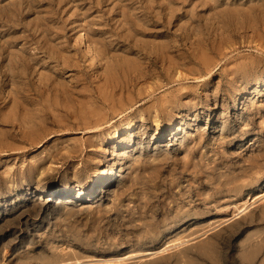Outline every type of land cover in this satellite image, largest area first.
I'll return each mask as SVG.
<instances>
[{"label": "rangeland", "instance_id": "1", "mask_svg": "<svg viewBox=\"0 0 264 264\" xmlns=\"http://www.w3.org/2000/svg\"><path fill=\"white\" fill-rule=\"evenodd\" d=\"M259 85L264 0H0V264H264Z\"/></svg>", "mask_w": 264, "mask_h": 264}, {"label": "bare ground", "instance_id": "2", "mask_svg": "<svg viewBox=\"0 0 264 264\" xmlns=\"http://www.w3.org/2000/svg\"><path fill=\"white\" fill-rule=\"evenodd\" d=\"M29 3H32V1H29ZM33 5V4H32ZM35 5V4H34ZM30 7V6H29ZM32 7V6H31ZM34 7V6H33ZM173 11V10H172ZM22 23V22H21ZM18 29H19V27H18ZM46 29V28H45ZM23 32H25V31H23ZM22 32V33H23ZM130 35V34H129ZM17 39V38H16ZM47 40V39H46ZM126 40V39H125ZM124 40V41H125ZM126 42V41H125ZM138 54V53H137ZM15 59V58H14ZM13 59V60H14ZM3 61H4V59H3ZM15 61V60H14ZM15 62H17V61H15ZM24 73V72H23ZM18 75V74H17ZM21 76V75H20ZM27 79V78H26ZM261 83V82H260ZM264 85H259V87H263ZM131 107V106H130ZM128 109V108H127ZM133 124L134 123H131V126H133ZM94 128V127H93ZM98 128H99V126H98ZM97 129V128H96ZM95 129V130H96ZM92 130V129H91ZM94 131V130H93ZM227 131H229V130H227ZM231 131V130H230ZM107 175L108 174H104L103 173V170H101V172H100V175H98V179H97V181H95L94 182V186L96 185V187H97V185H103V184H105L106 183V181H107V179H111V177L113 176V177H118V174H117V171L115 170L114 171V174L113 175H111L110 177H108V178H106L107 177ZM231 178V177H230ZM227 179H228V177H227ZM227 183V182H226ZM225 185V184H224ZM95 188V187H94ZM75 192H73V189H68V190H66V191H57V192H48V196H55V195H58V196H60L61 198L60 199H63V197H67V196H70V199H71V202L70 203H80V199L79 198H74L73 196L75 195L74 194ZM92 193H94V191H92ZM44 194H46V192L44 193ZM198 195V194H197ZM263 197V196H262ZM147 198V197H146ZM65 199V198H64ZM148 200V199H147ZM256 201V200H255ZM254 201V202H255ZM149 202V201H148ZM244 203H246V202H244ZM150 205V204H149ZM251 207V206H250ZM233 208V207H232ZM247 210H248V206H246V204L245 205H243V206H239L237 209H236V214L234 213V215H235V217L236 216H239V215H243V214H245L246 212H247ZM250 218V217H249ZM227 219V218H226ZM228 220V219H227ZM226 220L224 219V221L223 222H225ZM221 224V223H220ZM178 227H179V224H178V226H176V228L175 229H178ZM217 227V226H216ZM193 229V228H192ZM210 230V229H209ZM154 231V230H153ZM168 233H170V232H168ZM205 233V232H204ZM198 234V233H197ZM196 235V234H195ZM201 235H203V233L201 234ZM192 236H194V235H192ZM161 238H164V234H161V236H160V239ZM188 238V237H187ZM189 238H191V237H189ZM193 239V238H192ZM185 241H186V239H185ZM185 241H183V243H189V242H191L190 241V239L189 240H187L186 242ZM166 242V241H165ZM169 243V242H168ZM174 243V242H173ZM172 243V244H173ZM182 243V244H183ZM170 244V243H169ZM175 245V244H174ZM189 245V247H190V249H192L193 248V244L192 243H190V244H188ZM166 246H167V244H166ZM173 246V245H172ZM169 247H171V246H169ZM167 248V247H166ZM165 248V249H166ZM163 249V248H162ZM168 249V248H167ZM157 251V250H156ZM163 251H165V250H162V251H160V252H163ZM155 251H153V253H154ZM145 253V252H144ZM152 253V252H151ZM63 254V253H62ZM64 254H65V252H64ZM63 254V255H64ZM133 254V253H132ZM165 254V253H164ZM61 255V254H60ZM138 255V254H137ZM140 255V254H139ZM145 255V254H144ZM149 255V254H148ZM180 255V254H179ZM62 256V255H61ZM136 256V255H135ZM135 256H133V257H135ZM141 256V255H140ZM151 256V255H150ZM149 256V257H150ZM137 257V256H136ZM139 257V256H138ZM180 256H178V258H179ZM185 257V256H184ZM61 258V257H60ZM131 258V257H130ZM32 259V258H31ZM58 259V258H57ZM116 259V258H115ZM114 259V260H115ZM118 259H120V258H118ZM122 259V258H121ZM113 260V261H114ZM144 260V259H143ZM38 261H41V260H38ZM75 261V260H74ZM112 261V260H111ZM178 261V260H177ZM81 262V261H80ZM89 262V261H88ZM83 263V262H82ZM58 264H60V263H58ZM62 264V263H61ZM81 264V263H80Z\"/></svg>", "mask_w": 264, "mask_h": 264}]
</instances>
